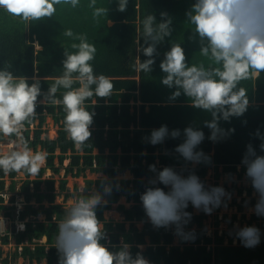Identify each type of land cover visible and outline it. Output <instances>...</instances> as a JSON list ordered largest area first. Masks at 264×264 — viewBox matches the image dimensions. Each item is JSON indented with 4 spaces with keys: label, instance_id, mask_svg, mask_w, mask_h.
Returning <instances> with one entry per match:
<instances>
[{
    "label": "trees",
    "instance_id": "1",
    "mask_svg": "<svg viewBox=\"0 0 264 264\" xmlns=\"http://www.w3.org/2000/svg\"><path fill=\"white\" fill-rule=\"evenodd\" d=\"M90 3L91 0H80L76 8L56 5L53 17L38 21H24L0 8V70L7 68L15 76L27 77L29 84L34 78L38 79L42 92H47L56 78L63 75L65 51L70 54L77 51L71 45L79 41L64 35L65 30L71 29L74 34L85 35L87 41L96 47L95 58L90 61L94 74L105 75L114 85L107 101L95 95L85 101L84 107L94 113L90 128L92 136L80 151L76 150L65 132L63 105H45L39 102L43 97L38 98L36 115L31 122L34 127L26 124L22 135L33 152L39 150L47 154L46 163L33 178L27 173L23 176L15 172L5 175L0 171V212L4 211L6 215L25 223L24 229H13L11 233L0 235V239L8 243L14 238L16 248L12 257L17 263L22 257L29 264H59L61 254L56 247L58 225L69 208L64 203L71 197H76L78 201L92 190H99L105 177H86V172H102L119 186V190L114 189L112 195L106 197L107 203L96 212L101 231L106 233V239L101 243L111 251H117L121 243L126 242L130 244L133 256L140 252L149 264H264V216L253 213L247 219V226L252 225V220H257L260 240L254 247H245L236 230L228 235L226 230L219 233L215 228L212 235L208 234L204 224L208 215L202 211L195 212L191 206L188 211L192 213V219L184 229L186 233H191L187 238L177 235L174 228L156 229L148 222L139 199L151 175L148 171L150 164L159 168L171 166L177 170L185 167V162L174 153L179 140L168 139L163 145L152 146L145 143L143 137L164 124L170 129H183L188 125L203 127V121L211 116L191 107L183 95L169 101L173 90L160 83L164 75L160 62L171 45L177 43L182 45L185 54L193 50L194 54H186L189 66L203 65L205 69L218 66L210 54L204 56L200 52L199 37L193 40L192 30L195 27L186 17L192 3L189 0H129L127 11L120 12L117 10L118 0H96V7L108 9L100 17L93 16L94 9L89 7ZM161 12H167L173 20L171 37L158 45L159 54L153 71H137L138 50L143 47V20L152 14L157 17L158 23ZM209 62L211 64H207ZM238 86L247 91L248 110L242 117L221 122L225 129L234 128V134L220 142H211L206 138L200 145V149L211 156V164H200L193 170L205 185L209 168L214 170L215 178L221 174L220 166L229 178L234 175L241 178L245 174L241 160L246 146L252 143L260 151L261 140L255 138L254 133L257 130L264 133V72L258 79L241 81ZM76 87L79 84L73 85V88ZM92 87L95 88L94 85ZM65 91L60 88L56 98L62 100ZM49 117L57 126L55 137L43 127ZM203 130L207 136L208 129ZM0 137L17 141L15 136ZM188 168L192 166L188 165ZM127 170L132 177L120 178L119 173ZM48 171L51 172L47 174ZM69 176H82L83 187L75 181L70 188ZM6 178L10 179L8 188L5 186ZM232 184L229 193L233 194L235 186L241 195L244 189L236 187L235 181ZM251 189L246 188L248 194ZM7 190L22 194L27 201L33 199L35 203H24L18 208L13 194L12 203L6 204L4 195ZM121 196L126 201L133 200V203L129 207L120 203L118 209L123 218L115 220L106 215V210ZM58 197H63V201L58 202ZM251 202L254 203V197ZM225 203L237 205L242 211L245 196L241 201H237L236 197L230 202L226 199ZM235 217L236 214H233ZM232 223L233 220H230V226ZM19 245H22L21 250ZM3 253L0 245V262L9 264L12 258Z\"/></svg>",
    "mask_w": 264,
    "mask_h": 264
},
{
    "label": "clouds",
    "instance_id": "2",
    "mask_svg": "<svg viewBox=\"0 0 264 264\" xmlns=\"http://www.w3.org/2000/svg\"><path fill=\"white\" fill-rule=\"evenodd\" d=\"M79 4L80 0H0V8L24 21L51 18L56 5L76 8ZM128 4L129 0H118L117 10L127 11ZM89 7L94 9V17L108 12L106 8L96 7V0H91ZM160 17L158 23L152 14L143 20V47L138 53L146 59L141 61L137 55V71L152 72L159 54L158 45L171 37L172 18L167 12H161ZM186 17L195 25L193 36L199 37L200 52L204 56L210 54L218 66L211 69L203 65L189 66L184 48L177 43L171 45L160 62L164 73L160 83L173 90L169 101L183 95L191 107L211 116L203 121V127L188 125L183 129H170L164 124L143 137L144 142L152 146L163 145L168 139L179 140L174 153L185 162V167L177 170L150 164L151 175L139 196L145 216L154 228H174L177 235L185 238L191 235L184 231L192 219L189 206L211 215L226 199H231V193L223 186H206L193 169L200 164H211V156L200 149L204 140L220 142L229 138L235 129H225L221 122L242 117L248 110L249 97L246 89L238 86L240 82L258 79L264 72V0H195L186 11ZM64 35L79 41L71 45L77 51L71 54L65 51L63 75L56 78L47 92H42L38 79L34 78L29 84L27 77L15 76L7 68L0 70V136H15L18 141L14 150L0 152V171L5 175L15 172L35 176L46 163L47 154L39 150L33 152L22 135L25 125L31 124L36 115L39 97H43L39 102L45 105H63L65 132L80 151L92 136L94 113L84 107L85 101L94 95L107 101L112 94L111 80L103 74L95 75L90 63L95 58L94 44L71 29L65 30ZM74 84L79 87L73 88ZM60 88L67 90L62 100L56 98ZM204 128L208 129L207 136ZM254 137L261 140L260 151L249 143L241 163L246 179L258 194L255 212L264 216V154H260L264 153V133L257 130ZM114 189L119 190V186L105 177L99 190H92L66 210L56 239L61 254L59 264H149L140 252L133 256L126 242H122L117 251L101 243L106 233L101 231L96 212L107 203L105 198L111 196ZM237 235L245 247H254L260 240L259 230L254 226L240 228Z\"/></svg>",
    "mask_w": 264,
    "mask_h": 264
},
{
    "label": "rangeland",
    "instance_id": "3",
    "mask_svg": "<svg viewBox=\"0 0 264 264\" xmlns=\"http://www.w3.org/2000/svg\"><path fill=\"white\" fill-rule=\"evenodd\" d=\"M195 1V0H193ZM193 25V24H192ZM195 27V25H193ZM194 32V30H192ZM193 35V34H192ZM198 36H193V40L197 39ZM186 54L190 55V54H194L193 50L190 51L188 53V51L186 52ZM200 54V53H198ZM140 59L141 61H143L144 59H146V57L143 56L142 53H139ZM207 64H211V62L207 63ZM31 127H34L33 124H31ZM43 127L48 128L49 130V134L52 137L56 136V128L57 126L53 123V120L51 117L47 118L46 123L43 125ZM18 141H15V139H3L2 140V145H0V151H9V150H14L16 143ZM220 169V176L219 178H215L214 177V170L212 168H209L207 173H206V185L207 186H214V184L217 182L218 185L223 186L227 192H229V188L232 187V183L233 181L236 182V187H240L243 188V193L241 195H239L237 193V190L234 187V192L231 195V199L227 200V202H230L232 200L233 197H236L237 201H241V198L243 196H245V204L243 205V210H239L237 208V205H228V204H222L221 207L215 209L213 211V213L211 215H208L207 218L204 220V224H205V228L207 229V233L212 235L213 231L215 228H218L219 233H221L222 231L226 230L228 235L232 234V232L234 230H236V233H238L240 228L246 227L247 226V219L250 218V216L255 212V205L258 202V194L257 192L253 189V187L251 186V182L246 179L245 174L241 177V178H237V175H234L233 178H229L228 175L226 173H224L222 171V166L219 167ZM51 171H48L47 174H49ZM63 173V172H62ZM21 176H23V173L21 174ZM31 177L33 178L34 176L31 175ZM86 177H91V178H98V177H106V175H103V173L100 172H86ZM119 177H132V174H129L127 171L123 172V173H119ZM77 182L80 187H83L84 185V178L82 176L80 177H71L69 176V187L72 188L73 183ZM10 183V179L6 178V188H8V185ZM251 187L252 191L250 194L247 193L246 188ZM14 194L15 197V203L17 204V207H23L24 203H35L33 199L28 200L22 195V194H18V193H13L10 190H7V194L4 195V199H5V203L10 204L11 202V197ZM254 197V203L251 202V198ZM106 201L107 198H105ZM58 202H62L63 201V197H58L57 199ZM76 202V197H71L69 198L64 205L66 207H70L72 204H74ZM122 203L125 206H130L133 203V200L131 201H126V198L124 196H121L118 201L114 202L112 204V207L106 210V215L108 217H112L115 220H120L121 218H123V215L121 214L120 210L118 209V205ZM195 212H199L196 209H194ZM4 214L3 211L0 212V215ZM15 214L17 215V213L15 212ZM226 214V216H225ZM233 214H236L235 219L233 218ZM243 214L245 215V217H243ZM6 216V215H3ZM12 217V218H11ZM9 220H7L6 222L9 223L8 224V228H6V231H8L9 233H11V231L14 229L17 231V229H22L20 226L22 225V221L19 220L17 217H13L11 216ZM40 217H43V215H40ZM29 217H27L26 219H28ZM30 218H33V216H30ZM233 220L232 226H230L229 221ZM261 220V218L259 219V221ZM9 221V222H8ZM217 222V223H216ZM256 222L257 220H252V225L256 227ZM140 225L142 223H139ZM217 224V225H215ZM13 230V231H14ZM13 234V232H12ZM11 234V235H12ZM13 237V236H12ZM227 238V237H226ZM225 241H227V239H225ZM234 242H236V238H234ZM9 244H6L3 248H4V255H10V258H12L11 262L9 264H29V262L27 260H24L22 257L18 258V263L17 261L12 257V254L16 248V243L14 238H12V240ZM1 264V263H0ZM43 264V263H42Z\"/></svg>",
    "mask_w": 264,
    "mask_h": 264
},
{
    "label": "built area",
    "instance_id": "4",
    "mask_svg": "<svg viewBox=\"0 0 264 264\" xmlns=\"http://www.w3.org/2000/svg\"><path fill=\"white\" fill-rule=\"evenodd\" d=\"M0 145H2V139H1V137H0ZM9 151H11V150H9ZM0 152H8V151H0ZM9 219H10V217H9L8 215H6V216H1V217H0V235H3V234H6V233H9L8 231H6V228H8V224H9V223H7L6 221L9 220ZM8 222H9V221H8ZM22 225H23V228H22V229H24V227H25V223L23 222ZM17 230H19V229H17ZM8 244L10 245V243H8ZM0 245H1L2 247H4L6 244H3L2 240L0 239ZM0 263H1V262H0Z\"/></svg>",
    "mask_w": 264,
    "mask_h": 264
},
{
    "label": "crops",
    "instance_id": "5",
    "mask_svg": "<svg viewBox=\"0 0 264 264\" xmlns=\"http://www.w3.org/2000/svg\"><path fill=\"white\" fill-rule=\"evenodd\" d=\"M189 1H190L192 4L195 3V1H193V0H189ZM2 140H3V139H2ZM128 171H129V170H128ZM63 172H64V171H63ZM129 172H130V171H129ZM6 204H7V203H6ZM19 208H21V207H19ZM3 212H4V211H3ZM3 215H6V214L4 213V214L0 215V217L3 216ZM8 216H9V215H8ZM16 216H17V215H16ZM9 217H11V216H9ZM11 218H12V217H11ZM11 218H10V219H11ZM23 222H24V220L22 221V223H23ZM9 242H10V241H9ZM15 243H16V242H15ZM3 244H8V243H3ZM21 246H22V245H19V250H21ZM3 249H4V248H3ZM6 254H7V253H6Z\"/></svg>",
    "mask_w": 264,
    "mask_h": 264
},
{
    "label": "bare ground",
    "instance_id": "6",
    "mask_svg": "<svg viewBox=\"0 0 264 264\" xmlns=\"http://www.w3.org/2000/svg\"><path fill=\"white\" fill-rule=\"evenodd\" d=\"M127 172H128L129 174H131V172H129L128 170H127ZM100 173H102V172H100ZM103 175H106V174L103 173ZM43 239L45 240V238H43Z\"/></svg>",
    "mask_w": 264,
    "mask_h": 264
}]
</instances>
